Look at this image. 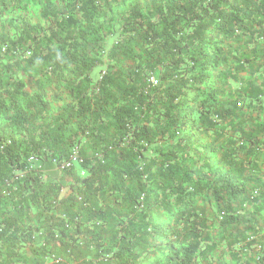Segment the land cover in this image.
Listing matches in <instances>:
<instances>
[{
    "label": "trees",
    "instance_id": "trees-1",
    "mask_svg": "<svg viewBox=\"0 0 264 264\" xmlns=\"http://www.w3.org/2000/svg\"><path fill=\"white\" fill-rule=\"evenodd\" d=\"M0 264H264V0H0Z\"/></svg>",
    "mask_w": 264,
    "mask_h": 264
},
{
    "label": "rangeland",
    "instance_id": "rangeland-1",
    "mask_svg": "<svg viewBox=\"0 0 264 264\" xmlns=\"http://www.w3.org/2000/svg\"><path fill=\"white\" fill-rule=\"evenodd\" d=\"M32 17H33V20H35V21L37 20V19H36V15H35V12H34V11H33V13H32ZM94 72H95V71H94ZM51 166H52L53 168H55L53 165H50L49 167H51ZM55 169H56V168H55Z\"/></svg>",
    "mask_w": 264,
    "mask_h": 264
},
{
    "label": "built area",
    "instance_id": "built-area-1",
    "mask_svg": "<svg viewBox=\"0 0 264 264\" xmlns=\"http://www.w3.org/2000/svg\"><path fill=\"white\" fill-rule=\"evenodd\" d=\"M72 159H73V160L76 159V156H72ZM66 165H68V163H67Z\"/></svg>",
    "mask_w": 264,
    "mask_h": 264
}]
</instances>
